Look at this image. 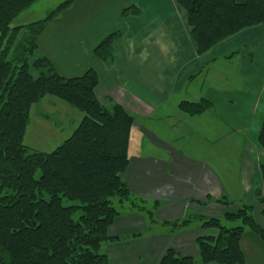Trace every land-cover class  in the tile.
<instances>
[{
  "label": "crops",
  "instance_id": "1",
  "mask_svg": "<svg viewBox=\"0 0 264 264\" xmlns=\"http://www.w3.org/2000/svg\"><path fill=\"white\" fill-rule=\"evenodd\" d=\"M81 1L76 0L61 18ZM127 6L136 13L123 17L126 8H119L116 22L123 36L114 45L115 56L109 64L95 59L93 50L113 27H101L97 34L83 33L80 58L59 61L42 52L63 78L94 70L98 102L103 106L116 103L135 117L122 179L133 196L145 200L151 209L153 203L157 206L153 216L131 212L115 219L108 235L123 241L107 246V264H159L169 249L196 258V239L216 233L202 231L193 220L175 233L155 231L139 236L147 218L151 223L152 219L168 223L197 215L224 218L239 206L251 205L257 224L264 229V203L255 195L258 190L264 200L260 176L264 151L258 143L264 123V101L260 100L264 94V26L242 30L198 54L186 13L175 0H130ZM226 66L229 71H221ZM200 100L209 104L202 115L191 117L178 109L181 102ZM134 134L139 141L131 144ZM218 135V140L238 136L241 141L232 166L234 180L230 168L217 158ZM219 199L231 207L213 202ZM249 233L240 242L245 264H264V243Z\"/></svg>",
  "mask_w": 264,
  "mask_h": 264
},
{
  "label": "trees",
  "instance_id": "2",
  "mask_svg": "<svg viewBox=\"0 0 264 264\" xmlns=\"http://www.w3.org/2000/svg\"><path fill=\"white\" fill-rule=\"evenodd\" d=\"M39 1L0 0V264H107L106 256L100 253L102 245L123 240L108 235L120 216L113 201L116 199L120 206L127 204L130 213L149 216L157 206L155 202L152 209H145V200L133 196L122 179L129 163L135 117L116 103L103 106L98 102L94 70L66 79L41 55L31 63L26 60L27 55L38 54L36 41L45 25L76 0L64 1L43 21L11 27L17 15ZM175 2L186 13L198 54L242 30L264 26V0ZM131 11H123V17ZM24 32L31 37L23 43L18 58L9 61L12 46ZM122 36V29L106 36L93 50V57L109 64L115 56L113 47ZM45 96L62 100L82 113L72 135L48 154L23 145L30 108ZM178 109L193 117L205 113L209 104L204 100L181 102ZM258 143L264 151V123ZM260 176L264 183V166L260 167ZM255 195L258 202L264 203L258 190ZM213 202L225 208L232 205L224 199ZM261 215L264 218V212ZM193 220L200 223L202 231L216 232L196 239L198 262L169 249L159 264H245L240 246L245 229L264 243V229L255 221L251 205L239 206L224 215L226 222L241 221L242 226L236 228L201 215L163 225L175 233Z\"/></svg>",
  "mask_w": 264,
  "mask_h": 264
},
{
  "label": "rangeland",
  "instance_id": "3",
  "mask_svg": "<svg viewBox=\"0 0 264 264\" xmlns=\"http://www.w3.org/2000/svg\"><path fill=\"white\" fill-rule=\"evenodd\" d=\"M64 1L66 0H40L17 15L12 20L11 27H26L33 23L43 21L53 9ZM129 2L130 0H82L71 12H68L62 18L61 13L59 17H56L58 18L57 20L53 19L50 21L51 23L56 20L54 23L52 22L47 26L48 22L45 25L44 30L38 37V39L41 38V41L38 42V39L36 41V45L38 44V54L32 56L27 55L26 60L31 63L39 57L44 56L42 52L51 54L59 61L63 59L80 58V43H82L80 42V36L83 33L97 34L101 27L105 29L113 27L110 34L115 33L120 29V27H118L120 24L116 22L119 13L118 10L122 7H125L126 10L129 9V6H127ZM74 4L75 2L73 5ZM72 8L73 6L71 9ZM119 19L120 22L123 21L122 17ZM108 35L109 34H106L105 37ZM30 37L31 35L28 32H24L23 35L17 37L9 54V61H14L18 58L22 48L25 47L23 43L28 41ZM105 37H103L102 40ZM72 38H74V41H70ZM50 39H54V41H49ZM20 44L23 45L20 46ZM221 71L227 72L229 71V67L226 66L224 69L222 68ZM34 76L36 77L35 73ZM260 100L264 101V94H261ZM81 119L82 113L70 107L64 101L52 96H45L39 104H35L30 108L29 122L23 137V145L31 151L46 154L51 153L72 135ZM219 136L220 135L217 136V141L215 142L217 158H219V161L224 163L225 166L230 168V174L233 173L231 179L234 180L236 176L235 171L233 172L234 169L232 166L236 163L238 158L237 152L239 151V144L241 141L238 136H231L230 138L220 137V140H218ZM131 140V144H136L139 141V137L134 134ZM64 204L69 205L71 203L65 202ZM113 205L120 215L130 213L128 212L127 204L120 206L115 199ZM150 206L151 205L148 204L143 207L150 210ZM253 217L255 219L254 214ZM218 219L220 220L221 225L227 228L242 226L240 220L226 222L224 218L220 217ZM196 223L199 222L194 221L193 224ZM163 224L164 223L161 222L151 223L147 218L145 228L139 236H148L155 231L170 233L172 228ZM244 232L249 233L248 229H245ZM110 244L112 243H104L101 247L100 253L105 254L107 246ZM194 260L198 262L197 257L194 258Z\"/></svg>",
  "mask_w": 264,
  "mask_h": 264
}]
</instances>
